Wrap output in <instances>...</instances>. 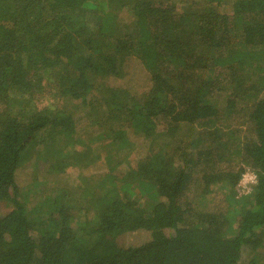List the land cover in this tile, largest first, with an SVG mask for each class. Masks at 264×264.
Segmentation results:
<instances>
[{
    "label": "trees",
    "instance_id": "1",
    "mask_svg": "<svg viewBox=\"0 0 264 264\" xmlns=\"http://www.w3.org/2000/svg\"><path fill=\"white\" fill-rule=\"evenodd\" d=\"M263 92L264 0H0V264L258 262Z\"/></svg>",
    "mask_w": 264,
    "mask_h": 264
},
{
    "label": "rangeland",
    "instance_id": "2",
    "mask_svg": "<svg viewBox=\"0 0 264 264\" xmlns=\"http://www.w3.org/2000/svg\"><path fill=\"white\" fill-rule=\"evenodd\" d=\"M127 67H126V69H127L126 71L129 73L128 74L129 84L140 92L143 90H146L148 87V83H147L148 77L146 75V69L144 68V66L141 65V63L138 60L130 59V62H128ZM263 94H264V92H263ZM41 99L43 100V102L41 101L43 104L49 105L51 103H54V101L51 98H48L47 96H44ZM35 103L37 104L38 100L35 101ZM48 142L49 141H47V143ZM53 143H54L53 150H52L53 153H57L56 156H58V157L61 156V157L65 158V153H66L65 150H69V149L63 143L61 145H59V143L55 142V140L53 141ZM39 149H41V152H45V147H42L41 144L39 145ZM27 164L28 163L25 161L23 164L25 166V168H22V169L20 168L16 171V177H17L18 183L21 186H24V188L30 189L26 193L27 200L29 201V199L32 200L33 194L31 192L32 189L29 187L31 177H28L29 169L27 168ZM104 167L105 168H103V170H97V173L98 174H101L102 172L104 173L106 171L105 164H104ZM46 168L47 167L44 165L43 170H45ZM89 172H90L89 168L78 167V166L72 165L69 168H67L65 170V172L62 174H59L57 172L56 173L53 172V174L47 175L42 171L41 173H39V176H38L36 182L38 183V187H43V186L59 187L63 184H67V185H71L74 183L79 184V181L81 179L79 177L81 175L86 176V174H89ZM243 174H242V176H243ZM241 178H240V181H241ZM240 181H239V187H240L239 193L247 194L249 191H247L241 185ZM251 186L252 185H249L250 188H251ZM147 239H149V233H147L145 231H137L135 233H127L126 236L124 237V240H126V244H134V245L140 244V243L146 241ZM261 249L262 248H258V250H254L253 252H249V249L245 248L241 254L240 264H259L258 262L264 263V254L259 256V257L257 256L258 257L257 260H259L258 262L253 261V259H255V256L257 255L256 253H258V252L261 253V251H260Z\"/></svg>",
    "mask_w": 264,
    "mask_h": 264
},
{
    "label": "clouds",
    "instance_id": "3",
    "mask_svg": "<svg viewBox=\"0 0 264 264\" xmlns=\"http://www.w3.org/2000/svg\"><path fill=\"white\" fill-rule=\"evenodd\" d=\"M241 185L247 190L251 191L249 185H256L259 182L258 176L255 172L246 171L241 178Z\"/></svg>",
    "mask_w": 264,
    "mask_h": 264
}]
</instances>
